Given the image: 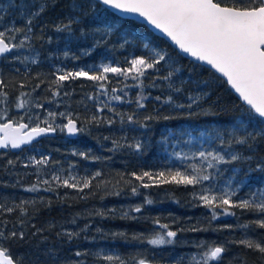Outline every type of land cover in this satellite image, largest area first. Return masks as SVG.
<instances>
[{
  "label": "trees",
  "instance_id": "16d2710c",
  "mask_svg": "<svg viewBox=\"0 0 264 264\" xmlns=\"http://www.w3.org/2000/svg\"><path fill=\"white\" fill-rule=\"evenodd\" d=\"M0 3H7V0H0ZM69 3L70 0H57L55 8H50L37 21L43 27H36L30 34L33 37L31 46L13 50L2 57L0 62V78L5 80V90L8 92V116L0 121L14 119L18 115L19 109L15 108L17 97L21 93H27V99L31 103L26 108L33 107L36 99L46 105L54 104V100L64 102L60 103L63 107L67 105L80 111L78 118L73 117L84 129L75 138H68L65 132L57 131L55 136L43 137L17 152L7 150V155L0 156V205L16 209L11 213L0 211V231H4L5 235L12 231L25 233L22 240L5 241L6 247L10 248L14 257L22 258L24 264H108L94 255L98 252L119 255L127 264H134L132 257L144 256L143 251L145 257L152 262L175 264L180 258H185L186 261L196 253V245L202 241L217 244L229 242L223 264H229L235 257L245 258L248 264H264V259L258 253L231 243L245 237L244 229L238 225L256 219L254 214L235 209V216L221 215L212 220L210 210L194 198V193L202 191L200 185L169 183L150 188L139 187L136 194L131 192V188L140 183L131 177L132 172L139 174L146 170L169 168L183 170L193 164L204 167L206 173L212 174L210 181L203 182L204 188L219 190L229 187L237 191L239 198H247L250 191L264 186V172L257 170L250 173L249 177L244 176V172L248 170L247 161L219 164L213 169H207L195 155L202 150L227 151L216 139V132H231L240 122L245 106L237 95L225 79L210 72L209 67L180 54L177 58L179 63L176 65L180 69L176 73V86L183 87L185 94L207 93L203 101V111L193 108L191 116L187 109L174 110L162 106L154 99L170 92L167 81H157L156 87L151 86L152 76L166 74L163 69L159 73L149 70V78L144 80L143 87L131 79L125 81L123 77L109 74V96L112 95L111 88L123 89V93L116 94H124V101H110L108 96L100 93L94 82L84 78L64 82L60 89L61 94L53 96L55 86L52 82L55 73L60 69L90 70L89 66L98 68L101 63L109 61L119 62L120 66L126 67L125 58L142 55L146 51L143 48L146 41L166 47L173 55L178 51L165 38L155 34L141 22L108 16L89 18L86 21L91 28L103 27L105 24H118L119 27L109 38L107 47L97 48L91 55H84L82 49L91 47V37L83 38L79 32L75 36H69L67 33L57 32L54 27L68 14ZM15 23L17 26L23 25V21L18 18ZM125 37L128 43L121 47ZM19 39L14 42L18 43ZM65 52L69 55L65 56ZM73 55L80 58L75 60ZM33 60L36 62L33 63ZM204 81H207V87L204 86ZM125 84L129 87L125 88ZM138 94L147 97L143 101L144 109L136 108ZM93 95L95 98L89 99ZM177 102L187 101L181 95L177 97ZM104 103H108L109 107L98 112L97 105L103 107ZM154 110L159 111L161 117L173 118L154 120L149 128L129 123L126 119L121 120V115L126 117L135 112L137 119L142 121L145 115L154 113ZM29 114L27 112L24 115V121H27ZM94 114L100 122L89 123ZM59 119L66 120L64 117ZM109 119L113 121L112 124L107 123ZM261 127L264 124H256L247 130L258 132ZM162 136H167L168 141L164 142ZM113 141H118L121 145L141 141L146 147L143 152L138 153L128 147L116 148ZM79 152L88 153L90 158L77 155ZM175 152L186 154L188 159L177 158ZM245 155L251 156L252 153L247 152ZM41 156L48 157L49 163L37 166L30 162V158L40 159ZM256 156H264V140L260 141ZM10 160L12 164L8 163ZM252 167H255V161ZM96 172L101 175L82 191L57 187L54 182L50 186L39 185L37 191L28 190L37 183L38 176L41 179H50L55 173L64 178L75 176L79 180L92 177ZM237 185H240L239 189L236 188ZM113 186L119 190L115 191ZM155 191L165 192L166 199L153 205L144 203V209L140 212L144 213L142 217L139 214L135 217L125 215L122 205L127 197L137 195L151 198ZM21 202H25L27 211H21L17 207ZM155 219H159L161 224H168L173 231L185 229L178 232L177 238H183L186 243L153 246L135 239L141 235L149 237L150 230L159 228L153 223ZM224 225L234 227L227 230L223 228ZM193 227L201 231H187ZM65 231L79 235L71 240L66 235H57ZM113 233L123 235L114 236ZM247 235L252 238L264 236V229L250 230ZM77 251H87L89 254L77 257ZM234 264H239V261Z\"/></svg>",
  "mask_w": 264,
  "mask_h": 264
},
{
  "label": "snow or ice",
  "instance_id": "6c2138e0",
  "mask_svg": "<svg viewBox=\"0 0 264 264\" xmlns=\"http://www.w3.org/2000/svg\"><path fill=\"white\" fill-rule=\"evenodd\" d=\"M56 3L57 0H7V3H0V56L11 53L17 48L30 47V41L33 39L30 34L36 27H43L37 21L50 8L54 9ZM68 7V14L60 19L54 27L57 32H64L69 36H75L79 32L83 38L91 37L93 43L91 47L82 49L84 55H91L97 48L107 47L109 38L119 27L118 24H105L103 27L91 28L86 21L89 18L97 19L108 16L142 18L146 24L158 30L178 51L173 55V52L168 51L166 47L156 46L151 41H146L143 43V48L146 51L142 55H134L131 59L125 58L126 67L120 66L119 62L109 61L101 63L98 68L89 66L90 70H85V68L60 69L55 73L52 82L55 86L52 92L53 96L61 94L60 89L64 82L84 78L94 82L100 93L108 96L110 101H124V94H116L117 92L123 93V89L113 87L110 89L112 95L109 96V74L123 77L125 81L131 79L143 87L144 80L149 78V70L159 73L163 69L166 74L152 76L151 86L156 87L157 81H167L170 92L167 95L156 96L154 99L162 106L174 110L187 109L189 110L188 115L191 116L193 108L203 111V101L207 93L189 92L185 94L183 87L176 86V73L180 70L176 67L179 63L177 58L181 53L187 54L195 58V61L203 62L209 66V70L213 74H221L245 106L241 113L242 118L236 128L231 132L226 130L216 132V139L227 151L202 150L195 155L206 165L207 169H213L219 164L247 161L248 170L244 172L245 177H249L250 173L257 170L264 172V156H256L260 141L264 140V127H261L258 132L247 130L248 127L256 124H264V0H70ZM17 18L23 21L22 26L16 25ZM18 39V43L14 42ZM127 43L128 40L125 37L120 46L123 47ZM64 55L68 56L69 53L65 52ZM18 58L14 57V59ZM72 58L78 60L80 57L73 55ZM35 62L33 60V63ZM203 84L207 87V81H204ZM124 87L127 88L129 85L125 84ZM5 89L6 82L0 78V105H3L0 107V120L8 116V92ZM181 95L184 96L186 103L177 102V97ZM27 96V93H21L17 97L15 103L17 109H26V106L30 105L31 102ZM94 98L95 95L89 97V99ZM146 98L138 94L135 101L137 109L145 108L143 101ZM34 107L44 109L45 106L37 102ZM108 107V103H104L103 107L97 105V111L102 112ZM58 116L66 118L67 122L63 125H56L54 121ZM161 118L167 120L173 117H161L159 111L155 110L154 113L145 115L142 121L137 119L135 112L126 117L121 115L122 121L126 119L127 122L139 124L142 128H149L152 121ZM24 120L25 116H20L18 120L7 119L6 122H0V148L9 146L13 149L20 148L21 145L31 143L37 137L56 132L58 128L60 131L66 129L69 134H76L84 130L82 127H78L77 119L70 113L47 111V115L42 121L38 114L28 115L27 123ZM98 122L100 121L95 114L89 121V123ZM107 123L112 124L113 121L109 119ZM161 139L164 142L168 141L167 136H162ZM113 144L116 148L128 147L138 153L143 152L146 147L141 141L124 145L113 141ZM247 152H251L252 155H245ZM76 154L85 159L90 158L85 152ZM174 155L177 158L188 159L186 154L181 152H175ZM253 161H255V167H252ZM30 162L37 166L46 165L49 163V158L45 156H41L40 159L32 157ZM8 163L12 164L13 162L10 160ZM235 171L234 169V175ZM100 175V172H96L92 177L79 180L75 176L70 175L64 178L55 173L50 179H41L38 176L37 183L31 185L28 190L37 191L39 185L50 186L54 182L57 187L82 191L84 188L90 187L92 181ZM130 175L135 181L140 182L131 188L133 194L138 192L139 187L150 188L169 183L184 186L200 185L202 191L198 194L194 193V198L210 210L212 220L221 215L235 216V209H240L242 213L254 214L256 219L238 225L239 228L244 229L245 237L231 243L256 252L264 259V236L252 238L247 235L250 230L264 229V186H258L250 191L247 198H239L237 191L229 187L219 190L212 187L204 188L203 182L210 181L212 174L206 173L204 167L195 164L189 165L183 170L179 168L146 170L139 174L132 172ZM131 182L129 181V183ZM239 187L240 185L236 186L237 189ZM49 190L51 189L49 188ZM24 203L21 202L17 206L21 211H27ZM145 203L151 204L152 201L146 200ZM142 207L143 205L135 206L132 211L140 213ZM15 210L13 207L0 205V211L11 213ZM153 223L158 225L161 230L155 231L151 237L141 235L135 239L153 246L170 245L175 242L178 232L185 231V229L173 231L168 224H161L159 219H155ZM233 227V225L223 226L227 230H232ZM187 231L197 232L201 229L193 227ZM57 235H66L71 240L79 233L65 231ZM113 235L123 234L113 233ZM24 236L23 231H12L7 235L4 231H0V264H24L22 258L14 257L10 248L4 246L5 241L22 240ZM228 243L217 244L207 241L199 243L196 245L198 249L196 253L189 256L186 261L185 258H180L175 261V264H223L224 255L228 251L226 246ZM87 254H89L87 251L75 253L77 257ZM94 255L108 264H127V261L119 255H104L100 252ZM132 260L134 264H152V260L145 256H134ZM235 261H239V264H248V261L243 257H235L233 261H229V264H234Z\"/></svg>",
  "mask_w": 264,
  "mask_h": 264
},
{
  "label": "rangeland",
  "instance_id": "374dc122",
  "mask_svg": "<svg viewBox=\"0 0 264 264\" xmlns=\"http://www.w3.org/2000/svg\"><path fill=\"white\" fill-rule=\"evenodd\" d=\"M37 102L44 104L40 99L34 100L33 101V107H31V108L28 107L26 109H19V111L17 112L18 115L16 114V112H14V114L17 115V116H15L13 120H18V118L20 116H24L27 112H30L29 115H32V116H35V115L38 114L41 121L45 119V117L47 115V111H52V112H57V113H60V112L70 113L72 116H74L76 118H78L79 113H80V111H76L75 109L69 108V107H67V105H64L65 107H63L61 104H64V102H60L61 103L60 104L56 100H54V104L53 103H49L47 105L44 104V106H45L44 109H37V108L34 107V104L37 103ZM0 107H3V106L1 105ZM58 117L54 121V123L56 125H63V124H65L67 122V120L64 121L62 119H59L60 117L59 118ZM26 122H28V120ZM79 127H82V126H79ZM57 131H60L59 128L57 129ZM62 132H65V130L62 131ZM7 154L8 153L6 151L5 152L4 151L0 152V156H4V155H7ZM113 188H114L115 191L119 190L115 186H113ZM165 199H166V193L165 192H156L155 191V193H152L151 198L150 197L142 198V197H138L137 195H131V196L127 197L126 200H124V204L122 206H124L125 213L131 215L132 217H135L136 214H139V216L142 217L144 215V213H136V212L132 211V209L135 206L143 205L146 200H151L152 201L151 204H148V203H146V204L153 205L155 202H160L161 200H165ZM143 209L144 208L142 207V210ZM159 230H161V229L153 228L152 230H150L149 233H148L149 237H151L155 231H159ZM202 242H200V243H202ZM175 243L181 244V243H186V241L183 238H176L175 239ZM4 246L6 247L5 244H4ZM142 255L145 256V251H143Z\"/></svg>",
  "mask_w": 264,
  "mask_h": 264
},
{
  "label": "water",
  "instance_id": "95a60500",
  "mask_svg": "<svg viewBox=\"0 0 264 264\" xmlns=\"http://www.w3.org/2000/svg\"><path fill=\"white\" fill-rule=\"evenodd\" d=\"M127 19H133V20H136V21H138V22H141V23L145 24V25H146V26H147L152 32H154L155 34H157V35L163 37L162 34H161L158 30H155L153 27H151L150 25L146 24V22H144L142 18H141V19H136L135 17H127ZM163 38H164V37H163ZM168 42H170V41H168ZM170 43H171V42H170ZM173 46H174V45H173ZM174 47H175V46H174ZM177 50H178V49H177ZM8 54H10V53H8ZM181 54L184 55V56H186L187 58H189V59L195 61V58H192V57L188 56L187 54H183V53H181ZM6 55H7V54L0 56V62H1V60H2V57L6 56ZM195 62L200 63V64H202V65H204V66H207V65L204 64L203 62H198V61H195ZM207 67H209V66H207ZM217 74H218L219 76L222 77L221 74H219V73H217ZM222 78H223V77H222ZM224 79H225V78H224ZM230 88H231V87H230ZM232 91L235 93V91H234L233 89H232ZM235 94H236V93H235ZM236 95H237V97H238V94H236ZM0 122H2V121H0ZM4 122H6V121H4ZM25 123H27V122H25ZM77 123H78V121H77ZM78 127H79V125H78ZM56 134H57V131H56V132H52V133H48V134H45V135H42V136H40V137L35 138L31 143H28V144H25V145H21L20 148L13 149V148H11V146H9L8 148H0V151L11 150L12 152H17V151H20V150H22L23 148H25V147H27V146L33 144V143L39 141V140H40L41 138H43V137H52V136H55ZM65 134H66V136H67L68 138H75V137L78 136L79 132L76 133V134H69V133L66 131V129H65ZM152 264H160V263L152 262Z\"/></svg>",
  "mask_w": 264,
  "mask_h": 264
},
{
  "label": "bare ground",
  "instance_id": "6f19581e",
  "mask_svg": "<svg viewBox=\"0 0 264 264\" xmlns=\"http://www.w3.org/2000/svg\"><path fill=\"white\" fill-rule=\"evenodd\" d=\"M125 178V177H124Z\"/></svg>",
  "mask_w": 264,
  "mask_h": 264
}]
</instances>
